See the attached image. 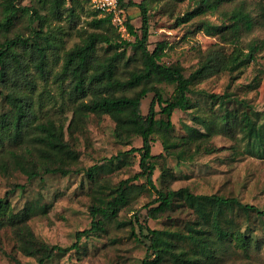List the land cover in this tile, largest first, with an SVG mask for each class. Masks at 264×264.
<instances>
[{"label":"rangeland","instance_id":"1","mask_svg":"<svg viewBox=\"0 0 264 264\" xmlns=\"http://www.w3.org/2000/svg\"><path fill=\"white\" fill-rule=\"evenodd\" d=\"M0 0V21L3 19V3ZM51 0L40 4L38 0H17L16 8H29L27 13L18 10L14 24L9 30H0V43L15 37L31 39L33 31L47 38L56 49L46 51L47 69L50 74L40 78L33 67V60L25 57V69L20 83L19 94H24L36 104H43L39 117L42 120L51 119L64 128V138L71 151L76 154L75 161L64 157L67 175H39L28 181L26 176L13 166L12 159L5 152L0 161L6 164V171H0V199L8 202L12 211L18 212L26 205H45L43 213L37 212L27 221L28 227L35 238L48 245L68 247L75 242V234L88 230L91 225L89 207L98 204V199H109L113 189L119 182L132 178L139 169V154L131 152L141 147V139L130 137L118 141L114 138L115 124L107 115L92 113L78 115L75 113L77 104L72 103L67 92L69 79L58 81L64 55L75 46L81 45L89 34L107 32L111 40L133 42L125 29V20L140 35V15L137 8H129L118 12L121 25L113 23L108 31L95 29L91 21L94 18L93 8L87 0H65L59 15L50 11ZM135 4L141 2L147 8L149 21V37L147 49L152 51L157 43H163L164 56L161 60L166 65L178 64L183 69V75L190 88L189 98L204 109H210L216 114L224 108L236 110L239 113L248 112L254 123L264 125V0H228L223 2L214 13H206L195 17L187 23H177V18L193 8V0H132ZM73 13H69L70 9ZM37 10L40 21H32L31 12ZM236 9H242L250 14L254 24L250 32L241 31L237 44L217 34L220 25H228L224 13L229 14ZM224 31V30H223ZM41 43V40L39 41ZM256 45L257 52L253 60L240 71L232 74L221 72L196 83L193 73L199 64L212 50L220 49L226 55L237 47L243 54L248 53L250 45ZM107 44L97 45V56L101 60L109 57L114 50L107 51ZM124 48L117 49V52ZM124 62L119 68V77L126 78V72L140 67L139 54L132 47H126ZM21 81V80H20ZM33 84V89L29 85ZM164 98L170 97L173 87L159 85ZM32 89V90H31ZM13 90L9 84L0 83V117L8 111L4 95ZM209 94L219 95L216 101L209 99ZM51 97V101L49 100ZM153 94L142 100L141 113H148ZM88 101V99H86ZM158 111V107L155 106ZM194 113L174 111L171 116L174 136L184 137L188 128L204 133V129L193 117ZM151 155L156 156V168L153 172V182L163 190L188 188L194 194H216L233 197L242 204L251 205L264 210V158L257 141H240L237 130L229 133L212 135L188 147L187 152L177 159L179 149L172 150L171 156L165 154L163 147L167 145L160 134L152 135ZM199 145L198 149L196 146ZM25 143L21 148H9L17 154H26L30 149L34 158L35 151ZM212 150L207 154L206 150ZM189 152V153H188ZM161 156V157H157ZM118 157V159H116ZM39 163V162H38ZM96 166L102 169L92 171L94 180L87 177V170ZM167 168L169 173H165ZM142 178L131 180L129 184L140 185ZM13 186H20L13 192ZM155 198L154 192L145 190L135 193L129 204L122 208L115 221L106 223L105 227L96 232H90L81 238L79 250L66 255H55L47 264H140L145 249L130 235V224L137 234V223L134 215L150 204ZM178 204V203H177ZM144 213V211H142ZM237 233L251 239L261 237L262 229L255 214H249L248 219L242 214H233ZM195 214L186 207H175L172 212L163 214L156 220H139L151 229H184L188 223L195 221ZM14 232L10 228L0 229V264H37L34 257L21 253L17 247ZM248 251L232 242L222 254L219 264H264V245L257 246L249 240ZM14 257L17 263L12 259Z\"/></svg>","mask_w":264,"mask_h":264},{"label":"trees","instance_id":"2","mask_svg":"<svg viewBox=\"0 0 264 264\" xmlns=\"http://www.w3.org/2000/svg\"><path fill=\"white\" fill-rule=\"evenodd\" d=\"M15 1L17 0L4 1V16L0 21V30L7 31L13 26L18 10L22 13L29 11V8L25 7L16 8ZM38 1L40 4H45L48 0ZM226 1L228 0H193V8L178 17L176 21L187 23L200 15L214 13ZM50 2L52 15L58 16L60 8L65 5V0ZM129 8H137L141 20L140 35L130 24L129 18L124 22L127 34L134 38L133 42L111 40L107 32L89 34L81 45L75 46L64 55L62 69L56 79L60 82L65 78L69 79L67 89H63L61 93L66 91L69 100L77 104L75 113L109 116L115 124L114 138L118 141L134 136L141 139V147L130 150L139 154L140 171L132 178L119 182L109 199H98V204L89 207L92 220L90 228L77 232L75 242L68 247L48 246L38 241L28 227L27 221L30 217L37 212H45V205L30 204L14 212L5 198L0 199V229L10 228L14 232L21 253L34 257L37 264H47L55 255L78 251L82 237L90 232L100 231L106 223L115 221L119 211L129 204L135 193L150 190L154 192L155 198L133 216L137 223V234L129 221L130 235L145 249L140 264H219L222 254L233 241L243 251H248L249 240L256 246L260 243L264 245V210L242 204L233 197L194 194L188 188L163 190L155 186L153 172L156 168L154 160L156 156L151 155L152 135L160 134L165 138L167 145L163 149L166 155L171 156L174 153L172 150L179 149L177 159H180L183 153L189 151L190 145L200 144L215 134L237 130L240 141H257L261 156L264 158V125L254 123L248 112L238 114L236 110L226 107L221 113L216 114L192 102L189 98L191 91L181 66L166 65L161 62L165 49L163 43H157L152 51L147 49L149 21L144 3L135 4L132 0H119L120 11ZM69 13H73L72 8ZM93 15L91 24L95 29L108 31L109 28H113L110 16L100 15L95 10ZM223 16L229 24L219 25L217 34L229 39L234 45L237 44L242 30L250 32L253 28L254 22L250 14L242 9L233 10L229 14L224 13ZM31 17L32 21L41 20L35 9L32 10ZM32 33L30 40L15 37L0 43V83L9 84L13 89L4 95L9 109L0 117V156L7 152L14 168L23 173L28 181L39 175H67L64 157L72 162L77 159L76 154L70 150L65 141L63 126L57 125L49 118L42 120L39 117L43 107L42 102L37 100L34 104L26 95L19 94L20 83L24 85L23 59L34 58L33 67L36 73L40 78H45L50 74L47 69L46 51L51 47L52 50L56 49L46 37L39 35V31L34 30ZM99 43L107 44V51L114 50L113 54L99 60L96 54ZM126 47L134 48L139 54L140 67L126 72V78L122 79L119 77V68L121 64L125 66L127 63L124 62ZM119 48L124 49L117 52ZM248 49V53L243 54L240 49L234 47L229 55L220 49L210 51L193 73V80L199 83L221 72L232 74L244 69L257 52L256 45L252 44ZM159 85L173 87L170 97H163ZM27 86L33 89L32 83L29 82ZM151 93L153 98L148 113L143 115L142 100ZM208 97L212 101L220 98L216 94H209ZM51 99L49 97L50 101ZM155 106L158 107V111L155 110ZM174 111L194 113L193 118L200 123L204 133L188 128L184 137H175V127L171 122ZM25 143L35 151L36 158L30 149H25L24 155L9 149L21 148ZM198 146L196 149L199 148ZM206 153L210 154L212 150L208 149ZM102 168L103 166L99 168L93 166L87 170V177L93 181L92 171ZM163 170L168 175V169L163 168ZM0 171H6V164L2 161H0ZM169 175L172 177L170 173ZM139 178L144 180L142 184L138 186L129 184L131 180ZM20 188L13 186L10 191ZM175 207H186L193 211L195 221L186 224L184 229H151L145 223H139L141 218L156 220L163 214L172 212ZM252 212L260 222L263 233L261 237L254 239L237 233L236 224L231 217L237 213L248 219ZM12 259L17 263L14 257Z\"/></svg>","mask_w":264,"mask_h":264},{"label":"built area","instance_id":"3","mask_svg":"<svg viewBox=\"0 0 264 264\" xmlns=\"http://www.w3.org/2000/svg\"><path fill=\"white\" fill-rule=\"evenodd\" d=\"M93 10L100 15L110 16L113 23L121 25V21L118 17V4L119 0H88Z\"/></svg>","mask_w":264,"mask_h":264}]
</instances>
